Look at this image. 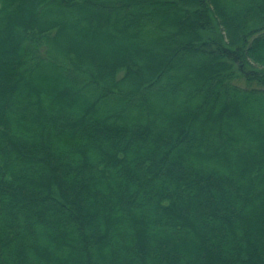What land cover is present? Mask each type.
I'll return each instance as SVG.
<instances>
[{"label": "trees", "instance_id": "obj_1", "mask_svg": "<svg viewBox=\"0 0 264 264\" xmlns=\"http://www.w3.org/2000/svg\"><path fill=\"white\" fill-rule=\"evenodd\" d=\"M0 264H264V0H0Z\"/></svg>", "mask_w": 264, "mask_h": 264}, {"label": "rangeland", "instance_id": "obj_2", "mask_svg": "<svg viewBox=\"0 0 264 264\" xmlns=\"http://www.w3.org/2000/svg\"><path fill=\"white\" fill-rule=\"evenodd\" d=\"M205 248L209 249V246H207V247H205ZM212 255H213V254H212Z\"/></svg>", "mask_w": 264, "mask_h": 264}]
</instances>
